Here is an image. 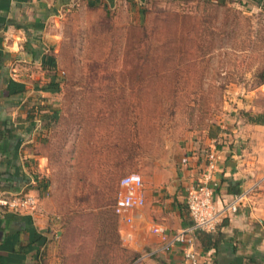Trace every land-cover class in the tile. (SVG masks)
Masks as SVG:
<instances>
[{
	"label": "rangeland",
	"instance_id": "obj_1",
	"mask_svg": "<svg viewBox=\"0 0 264 264\" xmlns=\"http://www.w3.org/2000/svg\"><path fill=\"white\" fill-rule=\"evenodd\" d=\"M46 38L60 91L42 136L54 210L42 264H133L151 227L116 213L120 179L138 172L152 195L191 144L264 115V0L76 1Z\"/></svg>",
	"mask_w": 264,
	"mask_h": 264
},
{
	"label": "crops",
	"instance_id": "obj_2",
	"mask_svg": "<svg viewBox=\"0 0 264 264\" xmlns=\"http://www.w3.org/2000/svg\"><path fill=\"white\" fill-rule=\"evenodd\" d=\"M76 1L107 6L120 0H0V188L6 195L25 192L38 197L33 211H13L0 205V264H42L52 238V185L49 180L48 189L42 192L35 180L36 174L41 179L50 171L48 158L41 153L42 136L48 128L37 118L57 109L58 92L45 90L55 75L59 80L56 70L43 65L50 55L46 27L63 7ZM234 136L206 137L202 143L191 144L164 189L147 196L145 187L146 202L133 211L129 222L136 211L138 221L144 220L150 227L164 224L170 232L191 223L187 189L199 177L202 153L216 147L221 171L219 204L244 190L249 195L215 231L197 235L200 264H264V122L245 119ZM131 225L125 227L130 235L134 233ZM40 234L41 244L33 241ZM161 242V236L150 231L130 246L142 253L156 249ZM136 264L188 263L182 247L176 245Z\"/></svg>",
	"mask_w": 264,
	"mask_h": 264
},
{
	"label": "built area",
	"instance_id": "obj_3",
	"mask_svg": "<svg viewBox=\"0 0 264 264\" xmlns=\"http://www.w3.org/2000/svg\"><path fill=\"white\" fill-rule=\"evenodd\" d=\"M37 120L42 125L40 116ZM202 160L199 177L187 189L186 205L191 223L174 232H170L161 223L152 225L151 231L161 236L162 242L156 249L140 253L133 264L157 253L168 252L176 245L182 247L188 264H200L201 254L196 246L197 234L202 231H215L226 217L236 213L246 202L249 190L223 198L222 204H219L217 189L220 182L218 174L221 171L217 148L206 149L202 153ZM144 191L145 183L140 173L131 172L120 179L114 207L122 221H131L133 211L145 204ZM0 205L13 211H33L38 206V197L25 192L6 195L0 188Z\"/></svg>",
	"mask_w": 264,
	"mask_h": 264
},
{
	"label": "trees",
	"instance_id": "obj_4",
	"mask_svg": "<svg viewBox=\"0 0 264 264\" xmlns=\"http://www.w3.org/2000/svg\"><path fill=\"white\" fill-rule=\"evenodd\" d=\"M223 1H225V0H223ZM43 65H45L46 68H48V69H54V70L57 69L56 59L52 55L48 56V58L43 62ZM45 90L50 91V92H59L60 91V81L56 79V75H55V78H52L49 81V83L46 85ZM58 112H59L58 109H54L52 112L46 111L41 115L39 114L42 125L43 126L45 125L47 128H49L52 124L56 123V121L58 120ZM250 120L253 122H257V123L264 122V116L263 115H257L254 117L251 116ZM215 135H216V132L211 131L208 136L209 137H215ZM35 180L39 183V186H40L42 192L48 189V186H49V180L48 179H46L45 177L40 179L38 177V175L36 174ZM41 239H42V235L40 234V235L36 236V238L33 241L40 243ZM134 254H135V256H134L133 260L135 261L140 256V253L134 251Z\"/></svg>",
	"mask_w": 264,
	"mask_h": 264
}]
</instances>
